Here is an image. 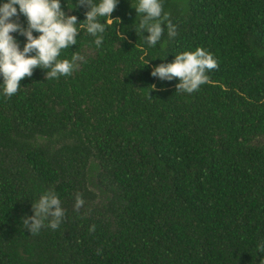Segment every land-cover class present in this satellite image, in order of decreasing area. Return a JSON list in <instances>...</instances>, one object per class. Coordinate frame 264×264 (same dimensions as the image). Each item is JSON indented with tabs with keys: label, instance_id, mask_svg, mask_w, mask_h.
Returning <instances> with one entry per match:
<instances>
[{
	"label": "trees",
	"instance_id": "trees-1",
	"mask_svg": "<svg viewBox=\"0 0 264 264\" xmlns=\"http://www.w3.org/2000/svg\"><path fill=\"white\" fill-rule=\"evenodd\" d=\"M160 3L177 34L165 21L154 47L138 0H118L99 47L77 25L58 57H84L70 75L34 69L11 97L0 76V264H264V0ZM196 48L218 63L212 83L176 92L151 76ZM48 191L65 216L31 235L22 218Z\"/></svg>",
	"mask_w": 264,
	"mask_h": 264
},
{
	"label": "clouds",
	"instance_id": "clouds-1",
	"mask_svg": "<svg viewBox=\"0 0 264 264\" xmlns=\"http://www.w3.org/2000/svg\"><path fill=\"white\" fill-rule=\"evenodd\" d=\"M118 0H78L77 7L87 9L84 15L86 19L77 23L76 16H68L62 10L60 0H8L0 6V76L3 77V93L11 97L17 93L20 82L26 77L33 75V70L40 68L46 70L45 79H54L59 76H68L77 67V62H82L84 57L75 52L71 61L68 59L59 60L62 49L77 44L79 29L96 37L95 44L99 47L103 42L106 26H116L121 23L112 19V13L117 7ZM22 14L27 20V27L16 22ZM136 14H144L136 32H147L144 36L145 43L154 47L161 39L164 32L165 21L167 22V33L170 38L176 36V26L168 20L167 14L162 16V4L160 0H138L135 8ZM16 21H13V18ZM104 18V22H100ZM33 32L39 33L38 37ZM10 33H19L26 37L23 50ZM116 35L125 39V33L120 31ZM137 47V43L135 45ZM134 47V48H135ZM143 55L140 60L147 66L150 60L145 59L147 49L141 48ZM34 53V55H33ZM218 68V63L213 55L203 48H196L193 52L177 54L171 63L160 64L154 67L152 77H158L161 81H172L178 79L176 92L192 93L200 86L212 83L206 72ZM151 90H156L155 85ZM84 201L79 193L75 197V209L83 206ZM33 215L22 218L24 229L31 235H36L43 227L56 230L65 216L61 207L59 197L53 191L45 192L35 203H32ZM47 222V223H46ZM96 226L92 225L89 232H95Z\"/></svg>",
	"mask_w": 264,
	"mask_h": 264
}]
</instances>
